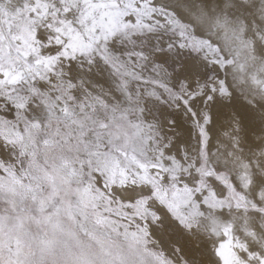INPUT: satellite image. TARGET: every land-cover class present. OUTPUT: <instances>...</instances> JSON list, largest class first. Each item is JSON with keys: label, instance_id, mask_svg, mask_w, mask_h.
<instances>
[{"label": "snow or ice", "instance_id": "obj_1", "mask_svg": "<svg viewBox=\"0 0 264 264\" xmlns=\"http://www.w3.org/2000/svg\"><path fill=\"white\" fill-rule=\"evenodd\" d=\"M0 264H264V0H0Z\"/></svg>", "mask_w": 264, "mask_h": 264}]
</instances>
